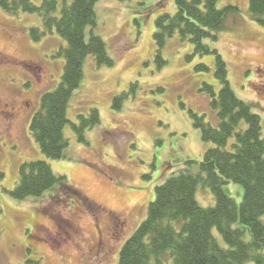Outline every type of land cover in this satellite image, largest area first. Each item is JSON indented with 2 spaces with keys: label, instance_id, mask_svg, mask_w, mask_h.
Segmentation results:
<instances>
[{
  "label": "rangeland",
  "instance_id": "obj_1",
  "mask_svg": "<svg viewBox=\"0 0 264 264\" xmlns=\"http://www.w3.org/2000/svg\"><path fill=\"white\" fill-rule=\"evenodd\" d=\"M228 4L240 9L239 18L207 43L225 61L234 93L259 115L264 137V27L251 20L248 0H218L219 7ZM173 9V0L95 4L96 23L87 27L86 38L89 32L100 36L113 63L86 58L67 106L64 157L51 160L41 154L29 123L40 95L61 79L59 49L65 42L55 32L32 39L30 28L42 29L37 14L0 8V264H118L122 244L147 215L155 186L212 146L202 141L192 114L215 122L210 95L202 90L203 83L220 88L215 57L194 53L176 35L161 51L165 63L156 62L155 19ZM202 64L208 70L198 69ZM91 107L100 123L79 141L71 124ZM37 159L63 175L76 194L56 184L40 197L13 198L20 164ZM223 189L236 203L242 200L240 185ZM196 198L203 206L214 204L208 188H199ZM116 223L122 225L115 229Z\"/></svg>",
  "mask_w": 264,
  "mask_h": 264
},
{
  "label": "trees",
  "instance_id": "obj_2",
  "mask_svg": "<svg viewBox=\"0 0 264 264\" xmlns=\"http://www.w3.org/2000/svg\"><path fill=\"white\" fill-rule=\"evenodd\" d=\"M100 0H0L8 14H37L42 29L30 28L38 40L56 32L65 42L59 49L64 58L61 79L52 90L40 95L32 114L29 132L41 154L47 159L64 157L68 141L64 128L69 122L67 106L83 77V65L91 55L97 65H111L103 39L86 29L96 23L95 4ZM145 0H139L143 3ZM159 2V1H158ZM174 9L163 11L155 19L153 40L159 67L165 61L161 51L173 36L189 41L194 53L215 57L214 74L220 88L203 83L210 95L209 105L215 122L192 114L193 126L202 141L211 143L201 160L186 159L183 170L155 186L145 219L122 244L118 264H264V137L259 115L232 90L227 67L218 50L208 41L240 16L236 5L218 6V0H173ZM59 9V12H58ZM251 20L264 27V0H248ZM198 69L208 70L199 65ZM121 96L113 106H120ZM72 129L77 140L85 141L86 130L100 123L97 108L78 114ZM65 177L53 172L45 159L26 161L18 168V179L10 190L16 199L40 197L64 184ZM234 183L243 189L242 200L224 192V185ZM208 188L214 198L211 206L201 205L196 193ZM58 190H61V186ZM52 194V193H51Z\"/></svg>",
  "mask_w": 264,
  "mask_h": 264
},
{
  "label": "flooded vegetation",
  "instance_id": "obj_3",
  "mask_svg": "<svg viewBox=\"0 0 264 264\" xmlns=\"http://www.w3.org/2000/svg\"><path fill=\"white\" fill-rule=\"evenodd\" d=\"M122 224H119L118 226H117V223L116 224H114V227H115V229L116 228H118V227H120ZM100 245L102 246V243L100 242Z\"/></svg>",
  "mask_w": 264,
  "mask_h": 264
}]
</instances>
